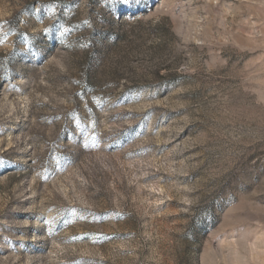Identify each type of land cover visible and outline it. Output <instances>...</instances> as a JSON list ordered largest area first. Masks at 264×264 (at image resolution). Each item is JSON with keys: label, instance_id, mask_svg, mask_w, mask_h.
<instances>
[{"label": "rangeland", "instance_id": "374dc122", "mask_svg": "<svg viewBox=\"0 0 264 264\" xmlns=\"http://www.w3.org/2000/svg\"><path fill=\"white\" fill-rule=\"evenodd\" d=\"M0 264H264V0H0Z\"/></svg>", "mask_w": 264, "mask_h": 264}]
</instances>
